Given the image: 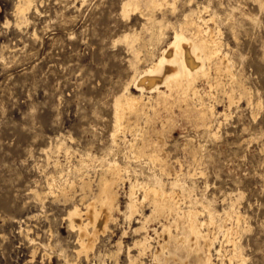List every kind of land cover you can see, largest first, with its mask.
Here are the masks:
<instances>
[{"label": "rangeland", "instance_id": "rangeland-1", "mask_svg": "<svg viewBox=\"0 0 264 264\" xmlns=\"http://www.w3.org/2000/svg\"><path fill=\"white\" fill-rule=\"evenodd\" d=\"M120 2L33 0L26 14L28 22L18 25V1L0 0V264H115L113 257L105 254L115 249L118 239L123 242L118 264H127L126 247L144 234L132 232L139 225L136 220L129 226L121 212H114L115 223L110 222L86 258L77 253V232L67 221L73 205L84 210L73 165L81 155L85 159L86 154L97 157L87 160L85 167L94 179L99 158L110 147L113 98L131 76L133 53L114 40L126 31H141L145 23L138 16L123 19ZM197 5H208L211 12L218 13L217 25L220 28L222 24V40L233 59L238 85L225 76L223 85L213 90L214 97L206 99L215 103L219 112L228 113L226 118L213 119V132L217 121L221 122L216 137L175 116L173 129L164 133L166 146L171 148L165 147L168 167L174 165L170 168L179 170L178 162L184 163V172L190 169L193 173L187 184L201 199L213 200L212 207L219 212L230 198L237 200L243 253L249 257L248 264H264V0H177L174 6L157 9L155 17L166 24L165 40L161 45L143 47L137 66L142 69L156 58L160 48L171 40L172 26ZM141 35L149 38L144 31ZM205 81L197 82L202 92L210 90ZM238 86L253 103L260 101L263 106H250L245 97L230 104V89L234 88L236 101ZM155 126L159 128L158 123ZM204 142L208 147H202ZM115 150L120 151L119 158L124 153L120 142ZM51 176L56 183L52 193L46 182ZM69 178L74 183L65 199L58 186ZM127 191V184L118 188L122 211ZM149 211L145 209V213ZM158 225L157 221L149 224L152 237ZM124 230L127 233L122 236ZM151 260L149 253L143 258L146 264H152Z\"/></svg>", "mask_w": 264, "mask_h": 264}, {"label": "bare ground", "instance_id": "bare-ground-1", "mask_svg": "<svg viewBox=\"0 0 264 264\" xmlns=\"http://www.w3.org/2000/svg\"><path fill=\"white\" fill-rule=\"evenodd\" d=\"M17 1L16 11L19 19L17 24L20 25L28 22L26 14L30 11L33 0ZM176 1L121 0L120 2V15L123 19L129 21L133 16L145 19L141 31L149 33V38L146 40L141 35V31L135 29L130 31V29V32L126 31L114 40L115 43L121 42L126 45L128 51L133 53V59L130 64L127 63L132 72L122 92L113 98V130L110 135V147L99 158L98 169L94 170V179L88 175L85 167L87 160H98L97 157L86 154L85 159L81 155L78 164L73 165V177L79 176L78 184L83 194L81 201H83L84 210L73 205L67 213L68 226L77 232L79 243L77 253L84 254L86 258L92 252L99 236L109 229L110 222L116 220L114 212H121L129 226L133 220L139 224L132 229V232L144 233L126 247L127 264H146L143 258L148 253L152 257V264H175L176 262L179 264H248L249 257L243 253L244 247L241 245L243 226L242 215L236 210L237 200L230 198V202L222 212L215 210L212 207L213 200L201 199L194 193V188L187 184V179L193 175L190 169L184 172V163L177 161L180 168L173 171L170 167L174 165L168 167L165 152L168 139L164 133L173 129L176 122L175 116L191 123L196 129L208 131L210 136L214 137L218 133L221 122L217 121V130L213 132V119L228 116L226 112H219L215 103L206 102L207 98L213 96V90L223 85V77L229 76L232 83H237L233 72V59L226 52L227 50L225 51V43L222 40L223 35L220 30L222 24L219 25L220 28L217 25L218 13L211 12L208 5H197V8L185 14L177 25L172 26L171 40L165 42L166 45L160 48L156 58L151 59L142 69L137 66V61L141 59L139 53L143 47L152 46L155 43L161 45L160 43L165 40L166 24L162 19L158 20L155 17V11L166 5L174 6ZM170 27L168 26V30ZM149 54L151 57L154 56L153 51ZM125 55L129 56V54ZM201 79H205L209 84L208 92H202L198 87L197 82ZM234 91L232 87L228 94L230 104L237 103L245 97L248 105L257 109L263 106L260 101L253 103L240 86H238L239 93L236 91L239 97L235 101ZM157 123L159 128L155 126ZM191 137L187 139H192ZM198 139L200 141L201 138ZM118 141L124 149L120 158L118 156L120 151L115 150L119 146ZM195 143H193L194 146ZM204 144L206 142L202 144V147ZM61 145L63 144L60 143ZM46 182L49 192L52 193L54 177L46 178ZM73 183L74 181L69 178L58 186L65 199ZM125 184L128 185V191L125 192L127 201L122 211L118 201V188ZM36 196L40 197L38 193ZM86 196H89L88 202L84 201ZM147 208H150L149 213H145ZM203 217H205L204 220ZM155 221L159 223V228L153 227L154 237H152L148 226ZM126 233L124 230L122 236ZM114 247L113 251L105 255L113 257L115 264H118V255L123 250L122 239H118ZM214 255L215 258H213Z\"/></svg>", "mask_w": 264, "mask_h": 264}]
</instances>
